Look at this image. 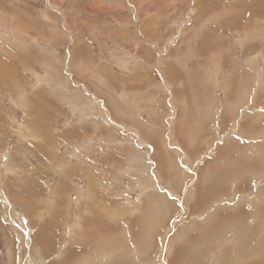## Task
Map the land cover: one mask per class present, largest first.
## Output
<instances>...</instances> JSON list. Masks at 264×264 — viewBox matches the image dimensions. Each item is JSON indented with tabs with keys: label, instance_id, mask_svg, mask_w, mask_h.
Returning <instances> with one entry per match:
<instances>
[{
	"label": "rangeland",
	"instance_id": "obj_1",
	"mask_svg": "<svg viewBox=\"0 0 264 264\" xmlns=\"http://www.w3.org/2000/svg\"><path fill=\"white\" fill-rule=\"evenodd\" d=\"M263 208L264 0H0V264H264Z\"/></svg>",
	"mask_w": 264,
	"mask_h": 264
},
{
	"label": "bare ground",
	"instance_id": "obj_2",
	"mask_svg": "<svg viewBox=\"0 0 264 264\" xmlns=\"http://www.w3.org/2000/svg\"><path fill=\"white\" fill-rule=\"evenodd\" d=\"M246 2V1H245ZM252 3V2H251ZM250 4V3H249ZM249 6V5H248ZM251 6V5H250ZM249 6V7H250ZM239 7H241V6H239ZM244 7H246L245 5H244ZM250 8H252V6L250 7ZM248 11V10H247ZM251 11V10H250ZM256 161V160H255ZM258 161V160H257ZM242 170V169H241ZM220 181V180H219ZM245 185V184H244ZM220 187V186H219ZM256 187V186H255ZM262 189V188H261ZM221 190V189H220ZM230 192V191H229ZM232 192V191H231ZM252 194V193H251ZM255 197V196H254ZM222 198V197H221ZM221 200V199H220ZM254 200H257V199H254ZM261 200H263V199H261ZM207 202V201H206ZM200 204V203H199ZM251 204V203H250ZM256 204V203H255ZM201 205V204H200ZM199 206V205H198ZM239 206V205H238ZM247 206V205H246ZM252 206V205H251ZM200 207V206H199ZM243 207V206H242ZM257 208V207H256ZM264 209V208H263ZM241 210V209H240ZM235 214H236V212H235ZM243 214V213H242ZM251 214V213H250ZM254 215V214H253ZM264 215V214H263ZM243 217V216H242ZM247 220V219H246ZM243 221V220H242ZM246 243V242H245ZM261 244V243H260ZM260 244H259V246H260ZM244 245V244H243ZM246 245V244H245ZM252 246V245H251ZM251 246L249 247V249L251 248ZM258 246V247H259ZM238 248H239V246L237 247V248H235V250H238ZM262 248V247H261ZM240 249H241V247H240ZM243 249H244V247H243ZM242 250V249H241ZM240 250V251H241ZM245 250H246V247H245ZM251 250V249H250ZM250 250H248V251H245V252H250ZM244 252V251H243ZM246 254V253H245ZM245 254L243 253V255L245 256ZM248 254V253H247ZM250 254H254L255 255V252L254 253H250ZM250 254L249 255H247L248 257L250 256ZM224 255V254H223ZM29 256V255H28ZM258 257L259 258H261V260L260 259H255V260H258V261H260V262H263L264 263V256H259L258 255ZM253 259H254V257H253ZM252 259V260H253ZM244 260H246V259H244ZM182 261V260H181ZM217 261V260H216ZM175 262H173V264H174ZM236 263H238L239 264V262H236ZM176 264V263H175ZM181 264V263H180ZM184 264V263H183Z\"/></svg>",
	"mask_w": 264,
	"mask_h": 264
},
{
	"label": "crops",
	"instance_id": "obj_3",
	"mask_svg": "<svg viewBox=\"0 0 264 264\" xmlns=\"http://www.w3.org/2000/svg\"><path fill=\"white\" fill-rule=\"evenodd\" d=\"M235 250V249H234ZM234 252V251H233ZM240 254H242L241 252H240V250H237V255H240Z\"/></svg>",
	"mask_w": 264,
	"mask_h": 264
}]
</instances>
